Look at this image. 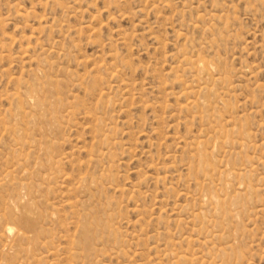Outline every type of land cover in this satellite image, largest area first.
<instances>
[{
    "label": "rangeland",
    "instance_id": "obj_1",
    "mask_svg": "<svg viewBox=\"0 0 264 264\" xmlns=\"http://www.w3.org/2000/svg\"><path fill=\"white\" fill-rule=\"evenodd\" d=\"M0 264H264V0H0Z\"/></svg>",
    "mask_w": 264,
    "mask_h": 264
},
{
    "label": "bare ground",
    "instance_id": "obj_2",
    "mask_svg": "<svg viewBox=\"0 0 264 264\" xmlns=\"http://www.w3.org/2000/svg\"><path fill=\"white\" fill-rule=\"evenodd\" d=\"M206 62V61H205ZM199 63H201V67L202 68H204L205 69V65H204V62L202 61V60H200L199 61ZM208 64V63H207ZM207 68V67H206ZM212 68V67H211ZM37 104V103H36ZM38 105V104H37ZM190 105H191V103H190ZM193 105H194V103H193ZM36 106V105H35ZM39 112V111H38ZM220 139V138H219ZM238 140V139H237ZM249 145V144H248ZM209 163V162H208ZM210 164V163H209ZM205 174V173H204ZM230 183V182H229ZM27 205V204H26ZM25 205V206H26ZM29 205V204H28ZM32 207V206H31ZM27 208H28V206H27ZM29 209H27V211H28ZM25 211V210H24ZM30 212V211H29ZM28 213V212H27ZM24 214V213H23ZM27 215V214H26ZM22 221V220H21ZM19 222H20V220H19ZM25 222L29 225V226H32V222H31V218H29V217H26L25 218ZM18 226V225H17ZM8 228L10 229V227L8 226ZM12 228V227H11ZM7 229V228H6ZM8 232H10V230L8 231ZM12 232V231H11Z\"/></svg>",
    "mask_w": 264,
    "mask_h": 264
}]
</instances>
